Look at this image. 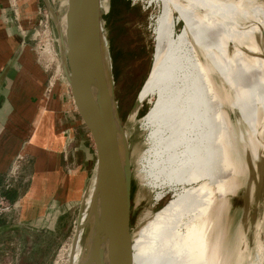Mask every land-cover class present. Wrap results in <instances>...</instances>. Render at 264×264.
<instances>
[{"label":"bare ground","instance_id":"1","mask_svg":"<svg viewBox=\"0 0 264 264\" xmlns=\"http://www.w3.org/2000/svg\"><path fill=\"white\" fill-rule=\"evenodd\" d=\"M109 1H102L105 9ZM155 1L160 3V12L155 18L153 65L137 96L139 102L151 93L157 96L144 116V121L152 127V144L148 150L152 159L147 161L146 173L154 186L199 184L176 192L138 228L137 237L132 241L133 264H185L198 247L203 263L205 234L199 207H210L215 223L216 218L228 209L229 203L224 196L234 191L247 174V158L254 166L261 155L259 143L264 147L261 144L264 138V0ZM78 4L81 28L95 64L99 99L110 119L107 134L115 139H126L122 130L115 131L110 63L106 44L101 42L103 20L99 17V3L97 0H78ZM179 8L185 25L174 34L175 23L179 21L174 11ZM226 103L237 109L241 120L248 117V137L239 148L241 154L205 183L214 176L210 173L223 141L235 129L223 108ZM232 174L239 176L232 177L235 186L219 191L220 183ZM160 197L158 194L157 198ZM189 212L192 218L185 233L177 234L175 226L182 215ZM84 215L85 212L80 221L84 220ZM215 239L212 264H228L226 254L221 252V237L215 236ZM72 240L70 264L76 263L83 251L80 233L74 243ZM209 251L206 248V252ZM260 253L262 256L259 257ZM257 254V264H262L264 243L260 241ZM244 258L243 253H238L236 263L242 264Z\"/></svg>","mask_w":264,"mask_h":264},{"label":"rangeland","instance_id":"2","mask_svg":"<svg viewBox=\"0 0 264 264\" xmlns=\"http://www.w3.org/2000/svg\"><path fill=\"white\" fill-rule=\"evenodd\" d=\"M66 1L46 0V4L43 0H0V33L5 34L7 30L9 35L11 34L14 38L17 37L18 31H21L20 28L23 27L26 33V42L22 41V44H30L33 55L37 54V57H34L36 63L43 64V60H45L44 65L47 63L49 66L46 72L47 81L51 79L59 85L65 86L66 80L60 64L61 51L58 44L57 26L63 27L69 20L73 21L89 61L94 82H96L98 80L94 60L81 28L78 0H73L69 7H67ZM97 1L99 3L103 0ZM48 6L52 11V16L49 15ZM262 6L264 7L263 3ZM159 12L160 3L155 0H110V4L105 9L104 17H102L103 34L110 63L109 73L110 84L113 88L114 108L120 126L127 136L132 174L131 228L133 239L137 237L138 228L161 209L176 192L199 184L197 182L177 186L151 185L146 169L147 161L152 159L148 153L152 144L150 139L152 127L144 121V116L153 105L157 97L156 93L149 94L132 116L138 92L153 65L155 18ZM174 14L179 19L174 26V34H176L185 25V18L180 8L175 9ZM17 28L19 29L17 30ZM47 42L49 44L45 48ZM23 47L26 48L25 45ZM17 48L18 45L14 43V51L10 55L9 61L14 58ZM59 89L58 85L55 86L47 98L56 101L54 97L60 96ZM90 90L95 89L91 87ZM59 102L56 101L57 106L54 105L52 107L53 113L50 112L55 129L60 128L55 124L59 121L55 117L56 114L54 116V112L59 111ZM223 108L227 111L236 134H243L244 138L247 139V125L241 120L237 109L228 106V103ZM68 120V125L71 128L67 133L69 151L66 168L70 167L72 170H76V174H82V182L81 177L76 178L75 182L78 191L80 187L81 193L87 192L94 176V145L90 135H86L83 129L75 126V115L72 110L68 114ZM30 124L29 120L24 119L23 125L18 127L26 144L32 140L35 142L34 137L31 140L28 135ZM119 130L116 123L115 131ZM261 144L264 145V138ZM258 148L261 153L260 158L253 166L247 155L249 165L247 174L234 191L226 193L224 199L229 203L228 209L216 218L215 223L212 224V229L208 232L210 238L221 237V252L226 254L225 259L228 264H237L236 261L240 252L245 256L242 264H257L258 241L264 243V163H261L264 160V147L259 143ZM240 149H237L238 152L235 155L241 154ZM41 153L42 157L44 156V163L40 162L39 165L42 166L40 171L38 170L39 167H36L35 181L38 182L37 189L42 190L45 199L43 198L38 202L31 201L27 205L24 202L15 203L11 212L2 216L8 217L3 219V224H0L2 227L18 222L23 223L24 226L0 231V264H70V244L78 215L80 197L76 198L75 196L71 201L61 203L54 171L50 159L47 157L49 155ZM34 160L35 157H32L30 153L19 154L13 160L14 168H12L9 179L11 183L23 185L21 192L31 182ZM216 175L206 180L205 183ZM230 176L231 178L239 177L235 174ZM71 178H73L72 175H66L65 181ZM214 186L215 183L212 184V188ZM158 194H161L162 198H157ZM217 195L218 193L215 194V196ZM221 199L223 198H219V200ZM191 216V212L182 215L175 226L177 234L185 233ZM193 239L191 233V240ZM193 247L192 241L191 248ZM204 250L203 263L199 259L200 248L198 247L196 252L194 251V255L193 253L190 254L191 262L189 260L185 264L189 262L190 264H206L209 253L206 252L205 244ZM260 256H262L261 253Z\"/></svg>","mask_w":264,"mask_h":264},{"label":"water","instance_id":"3","mask_svg":"<svg viewBox=\"0 0 264 264\" xmlns=\"http://www.w3.org/2000/svg\"><path fill=\"white\" fill-rule=\"evenodd\" d=\"M43 1L47 4L46 0ZM72 2L73 0H67V7ZM48 12L52 16L49 6ZM20 30L23 41L26 42L25 29L22 27ZM57 33L61 51L60 64L66 80L65 86L63 84L59 85L51 79V81L49 79L47 81L48 75L46 72L49 66L47 63L44 65L46 61L43 60V64L40 62L36 63L34 57L37 54L33 55V50L29 43L24 45L26 46L25 50L29 54L28 61L37 65L42 72L44 82L39 93L42 101L48 99L47 97L51 95L52 90L57 85L60 87V92L65 100L61 104V108H59L62 115L61 125L58 128L65 130V144L61 153L62 174L66 188L70 187V196L68 195L70 198L66 202L71 201L75 196L76 198L80 197L72 242L74 243L76 235L80 233V241L83 247L79 260L74 264H133V231L131 228L132 174L127 141L121 138L115 139V136L107 134L110 130V119L107 116L104 104L100 102V88L96 84L98 81L94 82L95 79L81 45L75 23L69 20L65 26H57ZM101 42L102 45H105L104 34H102ZM48 44L49 42L46 43L45 48H47ZM91 87L95 90L91 91ZM140 103L136 98L134 109H137ZM113 104L112 96L111 106L113 107V114L119 129L124 133ZM71 110L75 115V126L83 129L86 135L89 134L94 145V176L87 192L83 191L82 193L80 187L78 191L75 182L78 177H81L82 182V174H76V170H72L70 167L66 168L69 151L67 133H69L71 128L68 125V114ZM66 175H72L73 178L65 181ZM91 186L93 187L90 199L88 204L85 205V198L88 196ZM83 212H85L84 220L80 221ZM21 226H24V224L18 222L0 227V231ZM262 264H264V260Z\"/></svg>","mask_w":264,"mask_h":264},{"label":"crops","instance_id":"4","mask_svg":"<svg viewBox=\"0 0 264 264\" xmlns=\"http://www.w3.org/2000/svg\"><path fill=\"white\" fill-rule=\"evenodd\" d=\"M22 41L23 37L19 31L17 37L14 38L11 34L9 35L7 30L5 34L0 33V194L13 204L24 202L27 205L31 201L38 202L43 199L44 193L37 189L38 182L35 181L36 167H39L38 170L40 171L42 166L39 164L40 162L44 163V156L41 155L43 152V154L49 155L47 157H49L54 171L61 203L64 204L70 198V187L66 188L65 186L61 163V153L65 144V130L53 128L51 113H53L52 107L57 106L56 101H60L59 108H61V100L63 99L62 103L65 100L60 92L59 97H54L56 101L49 98L42 101L39 95L44 82L42 72L37 65L28 61L29 54L23 47ZM14 43L18 45V48L14 58L9 61V57L14 51ZM60 115H62L60 110L54 112V116L59 120L55 123L58 126L61 125ZM247 118L242 120L246 124ZM24 119L31 123L28 135L31 140L34 137L35 142L33 140L27 144L24 142L23 134L18 129L19 126L23 125ZM227 135L210 175H215L225 164L232 161L238 152L237 149L244 145L243 134H236L235 129ZM23 153H30L32 157H35V160L32 166L31 182L21 192L23 185L11 183L9 177L12 168H14L13 160ZM233 178L220 183L219 191L233 188L235 186ZM199 208H201L199 216L202 232L205 234V246L210 250L206 264H212L215 258L214 244L216 239L215 237L210 238L208 232L214 224V212L210 207L209 210L202 205ZM4 218L8 217H2V220Z\"/></svg>","mask_w":264,"mask_h":264},{"label":"built area","instance_id":"5","mask_svg":"<svg viewBox=\"0 0 264 264\" xmlns=\"http://www.w3.org/2000/svg\"><path fill=\"white\" fill-rule=\"evenodd\" d=\"M13 207L14 204L11 203L4 195L0 194V218L8 215Z\"/></svg>","mask_w":264,"mask_h":264},{"label":"flooded vegetation","instance_id":"6","mask_svg":"<svg viewBox=\"0 0 264 264\" xmlns=\"http://www.w3.org/2000/svg\"><path fill=\"white\" fill-rule=\"evenodd\" d=\"M109 4H110V1H109ZM98 8H99V17H100V20H102V17H104V13H105V6L103 5L102 2H99ZM116 133H117V131H116Z\"/></svg>","mask_w":264,"mask_h":264},{"label":"trees","instance_id":"7","mask_svg":"<svg viewBox=\"0 0 264 264\" xmlns=\"http://www.w3.org/2000/svg\"><path fill=\"white\" fill-rule=\"evenodd\" d=\"M11 198H12V197H11ZM3 222H4L3 220H0V224H3Z\"/></svg>","mask_w":264,"mask_h":264}]
</instances>
